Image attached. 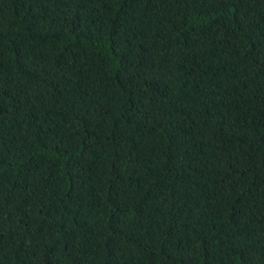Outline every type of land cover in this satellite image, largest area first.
<instances>
[{
	"label": "trees",
	"instance_id": "obj_1",
	"mask_svg": "<svg viewBox=\"0 0 264 264\" xmlns=\"http://www.w3.org/2000/svg\"><path fill=\"white\" fill-rule=\"evenodd\" d=\"M0 264H264V0H0Z\"/></svg>",
	"mask_w": 264,
	"mask_h": 264
}]
</instances>
